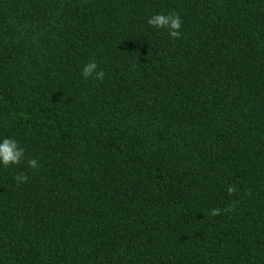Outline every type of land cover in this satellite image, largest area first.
<instances>
[{"label": "trees", "instance_id": "obj_1", "mask_svg": "<svg viewBox=\"0 0 264 264\" xmlns=\"http://www.w3.org/2000/svg\"><path fill=\"white\" fill-rule=\"evenodd\" d=\"M5 138L0 264H264V0H0Z\"/></svg>", "mask_w": 264, "mask_h": 264}, {"label": "clouds", "instance_id": "obj_2", "mask_svg": "<svg viewBox=\"0 0 264 264\" xmlns=\"http://www.w3.org/2000/svg\"><path fill=\"white\" fill-rule=\"evenodd\" d=\"M147 23L157 30L167 31L168 35L172 39H179L181 37L180 29L182 20L180 16L175 12H168L167 14H155L148 19ZM97 69L98 65L93 60L88 62L83 67L81 74L86 79L89 77H93L96 80L103 81L105 72L102 69ZM24 155V149L22 147H19L18 143L15 140L5 138L2 142H0V164H2L5 168L9 167L10 165H20L23 161ZM27 166L32 169H36L39 167L38 162L35 158L27 160ZM14 180L17 183H26L28 177L25 173H19L14 177ZM226 191L229 195H232L235 193L236 188L234 185H229ZM224 210L232 211L233 206L229 204ZM208 214L213 217L218 216L221 214V209L213 208L209 210Z\"/></svg>", "mask_w": 264, "mask_h": 264}]
</instances>
